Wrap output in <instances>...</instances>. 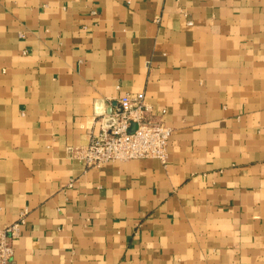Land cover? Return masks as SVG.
<instances>
[{
	"label": "crops",
	"instance_id": "0c3cea01",
	"mask_svg": "<svg viewBox=\"0 0 264 264\" xmlns=\"http://www.w3.org/2000/svg\"><path fill=\"white\" fill-rule=\"evenodd\" d=\"M125 92L165 163L86 167ZM21 213L10 264H264V0H0V225Z\"/></svg>",
	"mask_w": 264,
	"mask_h": 264
},
{
	"label": "built area",
	"instance_id": "2783aa9c",
	"mask_svg": "<svg viewBox=\"0 0 264 264\" xmlns=\"http://www.w3.org/2000/svg\"><path fill=\"white\" fill-rule=\"evenodd\" d=\"M114 123L91 135L87 144L71 148V155L86 167H97L109 161H129L138 158H155L165 163L167 145L172 128L163 113L154 116L145 100L144 92H125L111 111ZM133 128H130L131 126ZM20 218L0 225V264H10L13 257V239L17 237Z\"/></svg>",
	"mask_w": 264,
	"mask_h": 264
},
{
	"label": "water",
	"instance_id": "95a60500",
	"mask_svg": "<svg viewBox=\"0 0 264 264\" xmlns=\"http://www.w3.org/2000/svg\"><path fill=\"white\" fill-rule=\"evenodd\" d=\"M108 113L110 114V113H111V110L108 111ZM108 121H109L108 126H111V125L114 123V119H113V117H110V119H109Z\"/></svg>",
	"mask_w": 264,
	"mask_h": 264
}]
</instances>
